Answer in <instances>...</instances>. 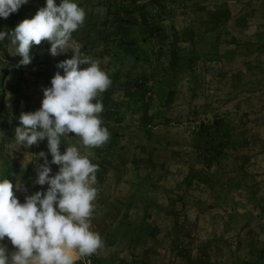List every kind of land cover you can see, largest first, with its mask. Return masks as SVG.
<instances>
[{"label":"rangeland","instance_id":"374dc122","mask_svg":"<svg viewBox=\"0 0 264 264\" xmlns=\"http://www.w3.org/2000/svg\"><path fill=\"white\" fill-rule=\"evenodd\" d=\"M262 3V0H250L244 3V15L239 20L241 30L236 32L232 39L234 42H241L243 54L253 52L257 44H264V3ZM224 6L211 10L219 9L218 16L221 20L225 19L220 9ZM104 7L106 6H98L101 10H104ZM129 20L130 18L128 22ZM15 21L11 16L5 30L14 29ZM130 26L133 28L135 24L132 23ZM120 33L122 34L121 30ZM103 40L108 44L121 42L118 43V48L110 47L99 52L109 56L108 67L112 74L109 76L115 84L112 88L113 103L104 107L101 113L103 126L109 129L110 139L102 147L85 149L74 133H70L69 137H62L61 151L64 147L77 146L82 154H87L91 162L97 165L95 187L98 189V195L93 202L91 223L92 229L101 235L103 247L91 256L78 258L76 264H224L238 261L235 258L225 259L224 256L230 251L240 250L250 255V259L245 261L246 264H264V212L256 215L254 212L257 197L264 199V195L261 196L256 192L254 169L249 172L242 166L237 172L232 171L231 186L222 196L226 202L220 205L219 203L223 201L216 197V200L210 202L208 211L196 212L193 216L190 211L182 207V204H174L169 211L163 210L162 204L167 199L181 201V195L174 193L176 189L160 187L155 179L147 177L145 173L133 180L123 178V164L118 160L126 157V147L121 144H123L122 139L129 133L123 134L118 129L114 130L116 127L110 122L111 120L116 122L120 118L128 119L126 124L132 125L139 120L140 130H137L134 137L139 136L143 140L146 135L150 139L153 136L150 131L157 126L174 128L169 134H172L175 140H178V134L183 132L181 127H186V133L194 136L200 133L203 122L202 118L193 116L190 106L184 107L181 104L190 103V100L178 97L182 90L195 89L192 88L193 84L188 82L183 84L176 78L170 83L171 95L167 101L168 117L165 115L166 117L159 119L151 118L149 104L154 101L153 86L145 83L142 74L147 65L144 50L128 48L127 43L118 35H105ZM228 41L232 42L231 39ZM173 49L175 50L171 52V64L167 68L172 74L177 71V66L173 68L172 64L175 56L178 55L176 47ZM14 53V46L9 44L7 38L0 42V179L11 181L15 195L23 202L26 195L40 191L42 187L47 188V185L34 184L36 164L43 162L42 159L39 160L38 153L47 152V140L28 149L17 145L14 136L15 129L20 126L19 117L22 113L34 112L41 107L43 89L51 86L55 65L58 64L59 59H69L73 54L69 52L53 57L49 51L45 54L39 48H32V62L22 66L19 63L22 57ZM258 58L257 66L261 69L262 78L252 86L246 84L239 74H235V83L243 91L240 97L238 94L228 98L230 106L240 105L250 109L264 107V54L257 55L256 59ZM230 72L232 71L226 73ZM235 76H233L234 81ZM218 84V76H212L209 81L201 83L198 89L210 91L212 90L210 87L215 89ZM255 88L262 92V95L260 92L257 96L243 95L244 90L249 92ZM121 92H124L127 98L122 97ZM143 92L151 95L141 102L138 97L143 96L140 95ZM134 102L140 103V109H137L138 103L133 105ZM253 130L242 132V144L248 150L252 149V152L261 149L264 151V138L259 137L255 129ZM112 141L116 145L115 152L111 151ZM135 149L134 159L140 158L139 167L137 165L135 169L144 171L146 168L143 166V161L149 162L151 156L144 149L139 151L140 147ZM250 152L248 159H244L245 162L252 159ZM48 158L50 160L51 156L49 155ZM52 168L53 174L58 171V166L52 165ZM17 182L27 187L28 191H16ZM236 182L238 187H235ZM122 194L123 197L120 196ZM248 206H251V210ZM245 216L250 218L249 221L245 220ZM5 242L8 243L10 251L14 250L7 240ZM209 250L223 258L215 255L208 258L205 254Z\"/></svg>","mask_w":264,"mask_h":264},{"label":"crops","instance_id":"0c3cea01","mask_svg":"<svg viewBox=\"0 0 264 264\" xmlns=\"http://www.w3.org/2000/svg\"><path fill=\"white\" fill-rule=\"evenodd\" d=\"M77 2L86 11V21L73 34V38L81 45L82 52L100 60L101 67L109 74V56L99 52L110 47L118 48V43L121 42L108 44L103 40L105 35H118L127 43L128 48L144 50L147 65L142 74L145 83L153 86L154 101L149 104L151 118L168 117L167 101L171 95L170 83L174 78L183 84L191 83L192 88H195L180 91L178 97L190 100V103L181 104L184 107L190 106L195 118H202L203 124L197 135L191 136L190 133H186V127H181L183 132L179 133L178 140H175L173 135L169 134L174 128L157 126L150 131L153 136L149 139L146 135L143 140L139 136L134 137L137 130H140L139 120L135 125L126 124L128 119L110 121L116 127L114 130L118 129L123 134L129 133L122 139L121 144L126 147V157L118 160L123 164V178L133 180L145 173L147 177L155 179L160 187L176 189L174 193L181 195V201L167 199L162 204L163 210L169 211L174 204H182L192 216L196 212L208 211L210 202L216 200V197L223 201L219 203L220 205L226 202L222 196L231 186V173L237 172L242 166L245 171L255 170V189L257 194L263 196L264 151L248 150L242 144V132L255 129L259 137L264 138V107L250 109L240 105L230 106L228 101V98L234 95L239 94L240 97L243 91L235 83V74H239L245 83L250 85L256 84L262 78L261 69L257 66L259 58L256 57L264 54V44H257L253 52L243 54L241 42L232 41L233 35L241 30L239 20L244 15V3L250 0H77ZM262 2L264 3V0ZM224 5L230 11L229 20L216 26L212 19L213 14L207 13L215 7ZM44 6L46 0H29L7 19L0 18V31H6L11 16L16 20L17 26L24 19L32 18ZM98 6L106 7L101 10ZM132 23L135 27L130 28ZM229 39L232 42H229ZM175 47L178 55L175 56L173 63L177 66V71L172 74L167 68L171 64V52ZM33 48H39L46 54L50 45L42 42ZM60 61L62 60L59 59ZM56 65L53 74L55 75L57 71L63 74ZM227 71L232 72L226 73ZM212 76H218L219 84L215 89L210 87L212 89L210 91L199 90L201 83L209 81ZM259 92L256 88L249 92L244 90L243 95L257 96ZM103 93L98 98H102ZM260 94L262 95V92ZM121 95L126 97L124 92H121ZM140 95L143 96L138 98L143 102L151 93L143 92ZM137 103L134 102L133 105ZM137 109H140V103ZM114 143L112 141L110 144L113 152L116 151ZM136 147H140L139 151L144 149L151 156L149 162L143 161L146 168L144 171L135 169L137 165L139 167L140 159L137 157L134 159ZM249 152L252 159L245 162L244 159H248ZM237 185L236 182L235 187H238ZM120 196L123 197V194ZM263 201L264 199L257 197L255 215L264 212ZM248 208L251 210V206ZM249 219L245 216L246 221ZM205 255L208 258L214 255L223 258L210 250ZM224 257L238 260L224 264H246L245 261L250 259L249 253L241 250L230 251Z\"/></svg>","mask_w":264,"mask_h":264},{"label":"clouds","instance_id":"9594fccd","mask_svg":"<svg viewBox=\"0 0 264 264\" xmlns=\"http://www.w3.org/2000/svg\"><path fill=\"white\" fill-rule=\"evenodd\" d=\"M29 0H0V18L7 19ZM86 21V11L77 0H46L30 19L11 31H0L14 46L20 65L32 60L34 45L47 42L53 57L71 52L60 61L43 89L41 107L22 113L15 129L17 145L31 148L47 140V152L38 153L35 185L45 186L24 197L15 195L9 179H0V264H76L103 247L101 235L92 229L93 202L98 195L97 165L77 146L64 147L62 137L74 133L85 149L99 148L110 139L103 126L100 94L111 86L101 61L85 55L73 34ZM83 66V67H82ZM49 155L51 159L49 160ZM52 165L58 166L53 174ZM16 191L27 192L19 182ZM8 241L14 250L9 249Z\"/></svg>","mask_w":264,"mask_h":264},{"label":"trees","instance_id":"16d2710c","mask_svg":"<svg viewBox=\"0 0 264 264\" xmlns=\"http://www.w3.org/2000/svg\"><path fill=\"white\" fill-rule=\"evenodd\" d=\"M220 9H222V13L221 14L225 16V19H223V20L219 19V16H218L219 9H216V10H213V11H209L210 14H213L212 19H213V22H214L215 25H219L220 23L227 22L229 20V17H230V11H229L227 6H224V7L220 8ZM142 23L144 24V20H143ZM174 56H175V54L173 53V57ZM172 66L174 68L175 65L172 64ZM114 85H115L114 82H112L111 86L103 93L102 98H98V99L102 100L104 107H107V106H109L110 104L113 103V101H112L113 89L112 88H113ZM146 111H148V108H147ZM146 115H148V112H147Z\"/></svg>","mask_w":264,"mask_h":264}]
</instances>
